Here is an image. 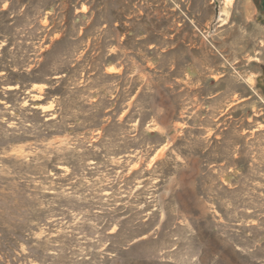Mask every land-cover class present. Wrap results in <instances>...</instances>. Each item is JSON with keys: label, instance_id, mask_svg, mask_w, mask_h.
Wrapping results in <instances>:
<instances>
[{"label": "rangeland", "instance_id": "374dc122", "mask_svg": "<svg viewBox=\"0 0 264 264\" xmlns=\"http://www.w3.org/2000/svg\"><path fill=\"white\" fill-rule=\"evenodd\" d=\"M0 264H264V0H0Z\"/></svg>", "mask_w": 264, "mask_h": 264}]
</instances>
